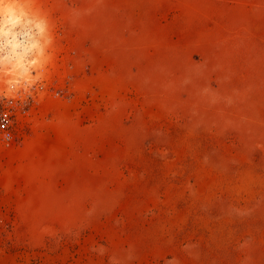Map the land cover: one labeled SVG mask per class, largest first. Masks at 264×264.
<instances>
[{"label": "rangeland", "instance_id": "374dc122", "mask_svg": "<svg viewBox=\"0 0 264 264\" xmlns=\"http://www.w3.org/2000/svg\"><path fill=\"white\" fill-rule=\"evenodd\" d=\"M0 2L36 44L0 84L46 85L0 147V264H264V0Z\"/></svg>", "mask_w": 264, "mask_h": 264}, {"label": "bare ground", "instance_id": "6f19581e", "mask_svg": "<svg viewBox=\"0 0 264 264\" xmlns=\"http://www.w3.org/2000/svg\"><path fill=\"white\" fill-rule=\"evenodd\" d=\"M20 24L18 9L10 2H0V73L10 86L19 82L16 76L29 71V55L36 45L28 31L20 30Z\"/></svg>", "mask_w": 264, "mask_h": 264}, {"label": "built area", "instance_id": "2783aa9c", "mask_svg": "<svg viewBox=\"0 0 264 264\" xmlns=\"http://www.w3.org/2000/svg\"><path fill=\"white\" fill-rule=\"evenodd\" d=\"M44 83L7 91L0 84V147L22 136L31 105L46 89Z\"/></svg>", "mask_w": 264, "mask_h": 264}, {"label": "crops", "instance_id": "0c3cea01", "mask_svg": "<svg viewBox=\"0 0 264 264\" xmlns=\"http://www.w3.org/2000/svg\"><path fill=\"white\" fill-rule=\"evenodd\" d=\"M68 65V67H69V69H72V71H70V73H68V75L69 76H76V77H79V76H81V77H89V76H91V72H90V69H89V65L88 64H86V63H84V62H82L81 61V63H70V64H67ZM109 66V63H106V65L105 66H101V69H103V70H105L106 72H107V67ZM81 70V72H78V71H80ZM75 71H76V73H75ZM92 75H93V73H92ZM103 76H104V73H103ZM104 78V77H103ZM35 140V139H34ZM35 142H37V140H35L33 143H32V146L34 147L35 146ZM28 146V145H27ZM27 146H24V148L22 149L21 148V150H24V152H25V147H27ZM38 157H37V154L35 153V151H33V153H32V155L30 156V162L31 163H33V164H38L39 163V161H38V159H37ZM21 161H24L23 163L25 164V163H27L29 160H25V158H23V160H21ZM21 161H20V163H19V167H21Z\"/></svg>", "mask_w": 264, "mask_h": 264}]
</instances>
